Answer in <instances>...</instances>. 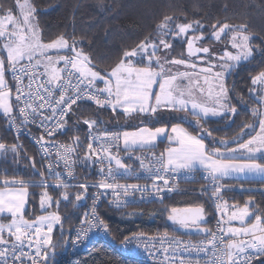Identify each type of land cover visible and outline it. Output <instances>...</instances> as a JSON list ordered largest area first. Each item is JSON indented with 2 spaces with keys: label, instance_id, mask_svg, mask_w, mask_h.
I'll list each match as a JSON object with an SVG mask.
<instances>
[{
  "label": "snow or ice",
  "instance_id": "6c2138e0",
  "mask_svg": "<svg viewBox=\"0 0 264 264\" xmlns=\"http://www.w3.org/2000/svg\"><path fill=\"white\" fill-rule=\"evenodd\" d=\"M41 11L30 0L23 3L14 0L12 7L0 8L3 13L0 14V109L9 125L19 117L21 124L36 125L43 130L38 139H33L42 156L52 157L51 150H55L54 159L45 167L55 177L56 188L70 186L66 178H75L74 168L78 163L86 168L99 165L97 171L101 178L97 182L90 183L85 179L78 186L72 185L79 189L74 194L73 207L86 198L90 188L96 189L91 195L89 210L79 221L80 228L73 229L76 241H82L83 235L93 229H103L104 234H108L109 226L99 215L105 201L110 208L119 209L140 193L141 199L151 196L163 203L165 196L179 191L175 188L177 178H194L189 174L202 172L206 184L198 191L212 202L219 216L215 232L201 227L206 223L203 205L165 207L160 212L168 213V221L183 229L203 233L206 239L199 244L184 243L166 232L159 237L133 234L131 239L147 240L146 247L154 249V255L164 256L166 264H200L201 254L203 264H264V207L260 206L261 202L251 197L243 207L221 202L223 192L233 190L232 185L223 183L225 178L237 181L255 176L264 178V70L250 77L252 87L248 92L258 105L249 109L251 122L242 121L240 131L229 139L214 137L203 126L208 117L239 118L242 114L230 95L234 92V83L229 89L226 78L242 61L255 59L250 41L260 37L250 33L251 22L229 24L226 20H217L205 25L195 20L177 23L182 19L180 16L163 15L162 22L155 26V38L149 36L131 51H123L111 70H96L97 66L89 55L78 49V44L84 41L74 38L70 41L61 34L44 42L38 20ZM183 19L187 21L186 17ZM208 29L209 36L205 37L203 32ZM195 32L201 34L189 35ZM177 38L186 44V52L179 53L181 58L174 57L176 50L170 43ZM209 38L219 42L220 47L203 46ZM224 38L229 43H225ZM198 42L200 47L196 46ZM229 47L234 51H229ZM53 51L68 54L52 56L49 53ZM257 51L264 53V49ZM181 68L185 70L181 71ZM217 68L220 70L213 71ZM9 73L13 81L11 85L6 78ZM13 89L16 92L15 109ZM235 99L243 103L242 97L235 96ZM86 101L94 102L98 109H110L118 126L122 124L116 113L128 118L135 116L140 125L161 123L168 116L185 122L194 117L198 134L193 135L181 124L169 121L160 127L138 126L133 131H104L102 134L90 131L86 147L79 137L73 138L71 144L47 143L44 137L51 138L62 131L67 119L79 115L78 102ZM74 105L77 106L75 109ZM14 111L16 116H13ZM177 113L181 115L177 116ZM73 123L77 127L82 123L92 129L106 122L84 119ZM234 123L235 119H232L227 126ZM16 131L19 133L20 128L17 127ZM29 135L32 134L29 132ZM158 139L168 141L165 152H153L150 158L133 155L135 150L157 147ZM20 150L22 146L18 142L11 145L0 143V156L11 153L12 163ZM122 151L127 160H136L138 167L125 163ZM140 172L151 181L150 185L118 182L121 177L139 179ZM40 175L42 179L36 186L45 190L39 193V208L47 214L33 220L25 219V210L34 202L27 187L28 183L34 182L3 181L5 187L0 190V264H52L55 249L60 244L53 240L57 227L61 240L64 239L67 231L63 228L64 218L48 209L53 204L59 206L61 200L67 201L70 194L61 192L60 199L54 200L47 191L50 185L43 173ZM261 183L264 184V179ZM237 186L252 190L245 189L243 184ZM260 191L264 192V187ZM109 196L111 199L107 200ZM230 207L235 210L229 212ZM233 222H239L240 226H234ZM226 236L230 238L225 239Z\"/></svg>",
  "mask_w": 264,
  "mask_h": 264
},
{
  "label": "trees",
  "instance_id": "16d2710c",
  "mask_svg": "<svg viewBox=\"0 0 264 264\" xmlns=\"http://www.w3.org/2000/svg\"><path fill=\"white\" fill-rule=\"evenodd\" d=\"M32 3L42 9L38 15L39 26L42 31L44 42H50L58 35L65 34L70 41H84L78 44V49L89 55L92 63L97 66L96 70L108 69L118 62L122 57L123 51H131L133 47L144 41L147 37L156 36V25L162 22L163 15L180 16L181 22H191L200 20L202 24L208 25L217 20H226L227 23H241L245 20L250 21V33L260 38L251 40L253 46L254 60L242 62L226 78V86L233 88L230 92L233 96V104L242 110L239 118L219 117L208 118L203 126L212 132L214 137L220 139H229L240 131V124L244 120L251 122L249 109L258 107L257 102L250 97L248 89L252 87L250 77L255 76L259 71L264 70V53L257 49H264V0H32ZM14 0H0V8L8 9L12 7ZM186 17L187 21L183 18ZM208 17V19H205ZM210 29L203 32L205 37L209 36ZM197 34H201L197 32ZM206 39L203 43H208ZM175 48L174 56H180L179 53L186 52V44L179 40L171 43ZM7 78L9 76L7 75ZM10 80V79H9ZM11 85V81H10ZM235 96L242 97L243 103H238ZM79 115L71 116L68 121H83L84 119L103 120L106 123L98 124L96 129H115L121 131L123 128L136 129L138 126L159 127L169 124L180 123L187 129L198 133L195 125L182 120L173 119L168 116L161 123H145L140 125L135 116L128 118L116 113L117 120L122 126H118L113 120V113L110 109H98V106L88 102L78 103ZM74 109L77 107L73 106ZM99 112V115L96 113ZM71 115V114H70ZM235 119V123L230 127L227 125ZM81 131L88 129L82 123L78 126ZM219 129V130H217ZM0 135L6 145L16 143L12 133L7 128L5 115L0 110ZM66 139L79 137L84 144L82 134L71 132L65 135ZM205 142L208 144L209 139ZM85 145V144H84ZM168 146V141L163 140L157 143V147L144 148L157 152H164ZM219 146V145H217ZM78 151L82 149L78 148ZM13 157L9 153L6 157L0 156V187L5 186L4 180H24L34 183H28L27 187L31 194L30 207L27 206L25 217L35 218L43 213L39 208V193L45 189L39 185L43 173L42 161L38 155L37 149L29 141L22 146L18 152L15 163H12ZM34 162V166H33ZM79 179L91 178L92 174H87V169L81 164H77ZM262 180H225V184L232 185L233 190L223 192L222 199L230 203H236L243 206L249 197L261 202L264 207V192L260 191L264 184ZM243 184L245 189L238 187ZM13 186V185H10ZM78 186V185H77ZM48 193L55 199H60L61 192L70 194L67 201L61 200L59 206L53 204V209L61 215L63 219V228L67 230L64 233V239L61 240L59 227L53 233L54 242H60L55 249L56 255L52 258V264H143L135 260L125 259L118 252L108 246L95 242L89 250L82 254L77 260L70 258L69 248L71 245L73 229H76L83 210L86 206V198L73 207L74 194L79 191L78 187L69 186L67 189H58L50 185L47 188ZM203 205L207 217V226L212 227L215 214L209 201L200 194L181 193L175 194L163 200V203L149 202L137 206H132L122 210L110 208L104 203L100 208V217L106 221L112 234L118 239L126 237L135 232L145 233H170L176 235H187L197 237L196 234H186L180 232L176 225L167 220V212L161 214L160 210L167 207L184 208ZM133 213H143L142 215H132ZM2 219V217H0ZM63 246H60V245Z\"/></svg>",
  "mask_w": 264,
  "mask_h": 264
},
{
  "label": "built area",
  "instance_id": "2783aa9c",
  "mask_svg": "<svg viewBox=\"0 0 264 264\" xmlns=\"http://www.w3.org/2000/svg\"><path fill=\"white\" fill-rule=\"evenodd\" d=\"M8 76H9V79H10L11 84H12L13 81L11 79V74L9 73ZM26 82H27V80H25V83ZM98 87H103V86L98 84ZM15 95H16V92H15V89H13V91H12L13 101L12 102H13V108L14 109H15V102H14ZM86 102L94 104V102H92V101H86ZM78 103H81V102H78ZM13 116H16L15 111L13 112ZM5 120H6L7 128L12 133V136L16 140V143L18 142L21 146H23L26 141H29L32 145H34V147L38 151V155H39V157L42 161V164H43V168H44V171L46 174L45 180L47 181V183L49 185L55 186V177L50 175L49 171L45 167L48 163H51L52 160L54 159L55 150L54 149L51 150L53 153L52 157H44V156H42V152L40 150L39 145H37L33 139V137L38 139L42 135L43 130L40 129L36 125L28 124L27 126H25V125L21 124L19 117H16L15 123H13L12 125H9L8 119L6 116H5ZM17 127L20 128L19 133H17V131H16ZM90 131L94 134H102L104 131L113 132V131H119V130L92 128V129H86L84 131H81V129L79 127L71 124L67 119V125L65 126V128L62 131L54 134V136L51 138H49L48 136H45L44 139L49 144H71L72 140L66 139L65 135H69V133H71V132H79L82 134L84 144L86 147V144L88 142V134ZM29 132L32 134L31 136L29 135ZM0 143H4V141L1 138V135H0ZM93 144H94V147L97 146L95 141L93 142ZM46 146H47V144H46ZM74 147H75V145H74ZM153 152L156 154L161 153V152H157L154 150L142 149V150H135L133 155L134 156H146V157L150 158L151 154ZM121 157L124 158L125 163H131L133 165V167H138V162L134 159L131 161L127 160L125 158V153L123 151L121 152ZM146 162H148V161L146 160ZM98 168H99V165H95L92 168H86L88 171L87 174H92L91 178H86V180L88 182L95 183L101 178L100 175L98 174V171H97ZM57 170H60V169H57ZM189 176L190 177L194 176V178H187V179H185L183 177L177 178L175 188L179 189V191H173V192L169 193L167 196L164 197L163 200H165L166 198L171 197L175 194H181V193L200 194L198 189L205 186V184H206V181L203 179V173L197 172L195 174H189ZM74 177L75 178H66V182H68L70 186L79 185L80 183H83L85 180V179L80 180L78 178L79 175H78L77 165L74 168ZM118 182L119 183H125V184H131V183L149 184V185L151 184V181L145 178V174L143 172L139 173V179H137L134 176L121 177L118 179ZM170 186H172L171 181H170ZM94 191H96V189L90 188L88 190V199H87L86 206L83 210V213L89 210V207L91 206V195ZM144 195L147 196V194H144ZM110 199H111V197L109 196L107 198V200H110ZM149 202H159V200H153L151 198V196H147V199H141V194L137 193V195L135 197L131 198L125 206H123L119 209H116L114 207H111V208L116 209V210H122V209H126V208H129L132 206H137V205H141V204H145V203H149ZM104 203H107V202L105 201ZM104 203H102V205ZM209 203H210L211 208L215 214V219H214L213 225L210 229L215 232L217 230V220L219 219V216H218L212 202L209 201ZM83 213H82L80 219L82 218ZM99 215H100V209H99ZM104 222L107 223L106 221H104ZM108 226H109V224H108ZM78 228H80V223H78L76 229H78ZM133 234H135V235L144 234L147 237H159V236L163 235L164 233L135 232V233L127 235L126 237L122 238L121 240H118L114 236V234H112V232L110 230V226H109L107 235L104 234L103 229H93L91 232L87 233L86 235L82 234L83 240L78 242V241H76L75 232H74V234L72 236V240H71V245L69 248L70 258L73 260H77L82 254L86 253L89 250L90 246L93 243L100 242V243L108 246L109 248L115 250L116 252H118L125 259L135 260V261L143 263V264H166L164 256H162L159 253L154 255L153 254L154 249H152L150 246L146 247V245L148 244L147 240H144V239L132 240L131 236ZM167 234L170 237H175V238L180 239L184 243L191 241L192 243L199 244L201 241H204L206 239L205 235H198L197 237H191V236H187V235H176V234H170V233H167ZM89 236L91 237L90 240L88 239ZM229 238L230 237H227V236L225 237V239H229ZM181 255H185V254L181 253ZM200 264H203V255L202 254H201V258H200Z\"/></svg>",
  "mask_w": 264,
  "mask_h": 264
},
{
  "label": "rangeland",
  "instance_id": "374dc122",
  "mask_svg": "<svg viewBox=\"0 0 264 264\" xmlns=\"http://www.w3.org/2000/svg\"><path fill=\"white\" fill-rule=\"evenodd\" d=\"M24 2V0H21V3H23ZM30 2L32 3V0H30ZM0 14H3V13H0ZM177 23H184V22H181V21H176ZM230 24V23H229ZM189 35H200V34H197V32H195V33H189ZM230 35V34H229ZM177 40H179V38H177ZM172 41H174V40H172ZM172 41H170V43H172ZM224 42L225 43H229V41H228V39L227 38H224ZM184 44V43H183ZM250 45L252 46V44H251V41H250ZM197 47H200L201 46V44L198 42L197 43V45H196ZM203 46H208V47H210V48H219L220 47V44H219V42H216V41H214L213 39H211L210 38V41L208 42V43H203ZM253 47V46H252ZM228 50L229 51H234L233 49H231V47H229L228 48ZM50 55H52V56H56V55H67L68 53H66V52H61V53H56V52H50L49 53ZM157 55H160V53H157ZM174 55V54H173ZM175 58H181L180 56H174ZM215 62V61H214ZM243 62V61H242ZM241 62V63H242ZM240 63V64H241ZM202 67H205L206 65H201ZM239 66V65H238ZM237 66V67H238ZM181 71H183V70H185V69H183V68H181L180 69ZM220 69L219 68H217V69H214L213 71H219ZM173 71H175V69L173 70ZM228 77V76H227ZM7 78V77H6ZM8 79V81H9V84H10V80H9V78H7ZM257 87H259V86H257ZM13 103V102H12ZM2 112H3V110L2 109H0ZM177 116H179V115H181L180 113H177L176 114ZM208 118H219V117H208ZM208 118H205V119H208ZM177 120H180V119H178L177 118ZM187 123H191V124H193V125H195V118L194 117H190L189 118V120L187 121ZM175 124H180V123H175ZM182 125V127H184V128H186L183 124H181ZM160 127V126H159ZM124 130H128V131H133V130H136V129H130V128H123V129H121V131L120 132H122V131H124ZM188 131L190 132V133H192L193 135H196V134H198V133H195V132H193V131H191V130H189L188 129ZM159 141H161V140H159L158 139V141H157V143L159 142ZM168 146H169V143H168ZM167 146V147H168ZM167 147L165 148V150H164V152L166 151V149H167ZM9 187H13V186H10V185H8ZM4 187L5 186H3V187H0V190H2V189H4ZM225 200H223L222 199V201L221 202H224ZM227 202V201H226ZM228 203V202H227ZM228 205L229 206H233V205H237L236 203H228ZM240 207H243V206H240ZM26 208H27V206H26ZM233 210H235L233 207H230L229 208V212H231V211H233ZM26 211V210H25ZM48 211H51V212H57V210H55V209H53V207H51V208H49L48 209ZM44 214H47L46 212H44L43 211V213L41 214V215H44ZM40 216V215H39ZM25 219H28L27 217H25ZM33 219H35V218H31V219H28V220H33ZM5 222H7V221H5ZM234 223V226H240L239 225V222H233ZM246 223H248L247 221H246Z\"/></svg>",
  "mask_w": 264,
  "mask_h": 264
},
{
  "label": "water",
  "instance_id": "95a60500",
  "mask_svg": "<svg viewBox=\"0 0 264 264\" xmlns=\"http://www.w3.org/2000/svg\"><path fill=\"white\" fill-rule=\"evenodd\" d=\"M205 218H206V223L202 224L201 227L202 228H208L210 229L208 226H207V217H206V214H205ZM170 222V221H169ZM171 224H173L172 222H170ZM176 225V224H174ZM177 229L182 232V233H186V234H196V235H205L203 233H197L195 230H188V229H183L181 228L179 225H176Z\"/></svg>",
  "mask_w": 264,
  "mask_h": 264
},
{
  "label": "crops",
  "instance_id": "0c3cea01",
  "mask_svg": "<svg viewBox=\"0 0 264 264\" xmlns=\"http://www.w3.org/2000/svg\"><path fill=\"white\" fill-rule=\"evenodd\" d=\"M99 85H101V86H103L102 84H99ZM206 143V142H205ZM207 144V143H206ZM252 179H254V180H262V179H264V178H261V177H259V176H255V177H250L248 180H252ZM225 180H230L229 178H225ZM225 180L223 181V183L225 182Z\"/></svg>",
  "mask_w": 264,
  "mask_h": 264
}]
</instances>
